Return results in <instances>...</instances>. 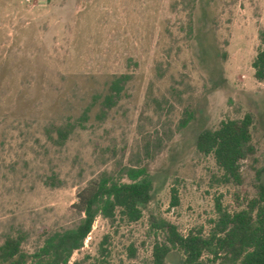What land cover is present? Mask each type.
Segmentation results:
<instances>
[{"label": "rangeland", "instance_id": "1", "mask_svg": "<svg viewBox=\"0 0 264 264\" xmlns=\"http://www.w3.org/2000/svg\"><path fill=\"white\" fill-rule=\"evenodd\" d=\"M263 46L264 0H0V245L21 235L35 252L78 224L90 180L127 181V167L151 175L153 201L136 222L97 216L69 264H100L102 242L104 264H152V220L207 234L217 198L244 207L264 186V81L252 68ZM246 113L254 154L235 184L195 139Z\"/></svg>", "mask_w": 264, "mask_h": 264}, {"label": "trees", "instance_id": "2", "mask_svg": "<svg viewBox=\"0 0 264 264\" xmlns=\"http://www.w3.org/2000/svg\"><path fill=\"white\" fill-rule=\"evenodd\" d=\"M252 68L254 77L264 81V46L256 53ZM123 78L121 75L110 84V93L104 96L106 104L110 105L119 95ZM187 122L185 118L182 124ZM252 123V114L246 113L241 119H227L217 128H203L197 133L196 149L213 156L227 182H241L242 161L254 154ZM68 132L66 127H59L58 138L66 139ZM123 175L127 181L107 172L90 180L78 192L77 202L73 204L80 214L78 224L48 233L35 252L22 250L21 235L6 237L0 245V264H69L73 253L83 247L97 216L111 224L118 219L128 223L138 221L154 199V183L144 168L127 167ZM177 203L178 193L172 188L171 204ZM215 210L217 217L207 234L203 230L182 234L170 221L152 220L151 227L156 234L152 264H166L174 250L181 253L183 264H264V186L259 184L256 195L238 210H226L219 198L215 201ZM101 255L100 264H104L108 250L103 242Z\"/></svg>", "mask_w": 264, "mask_h": 264}]
</instances>
